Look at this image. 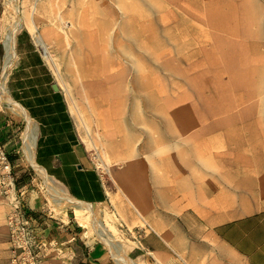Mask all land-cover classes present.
Wrapping results in <instances>:
<instances>
[{"label":"rangeland","instance_id":"1","mask_svg":"<svg viewBox=\"0 0 264 264\" xmlns=\"http://www.w3.org/2000/svg\"><path fill=\"white\" fill-rule=\"evenodd\" d=\"M22 1L17 2V17L14 2L0 0V96L4 99L9 98L4 39L18 18L23 22ZM63 2L64 11L85 5V0ZM84 10L90 15L81 20L76 39L70 43L69 36L65 40L69 46L53 50L57 66L44 58L34 36L32 41L56 74L91 162L110 196L120 183L117 175L112 174V180L111 170L131 167L134 186L138 162L140 171L148 175L152 164L159 165L160 181H167V151L169 145L178 143L170 137L174 132L170 130L181 128L185 113L192 108H206L207 117L219 122L232 121L237 110L254 111L256 114H247L253 118L250 121L254 117L264 121V0H98ZM68 21H61L62 28L70 27ZM71 54L79 61L77 69L70 65ZM18 117L0 97V138L4 137L0 145L12 139L26 158L22 148L25 124L16 123ZM48 186L58 189L27 160V190L43 202L44 213L58 219L66 214L80 234L81 241L73 244V248L78 246L75 263L88 264L83 257L96 243L107 257L94 264H120L112 254L115 251L101 242L90 219L79 223L74 207L57 204ZM94 208L115 244L122 245L135 264H164L144 241L147 232L152 234L146 222L130 223L111 209ZM27 223L31 231L28 218ZM9 245L12 262L15 252L10 239ZM48 246L45 242L34 244L36 264L41 249L46 252Z\"/></svg>","mask_w":264,"mask_h":264},{"label":"crops","instance_id":"2","mask_svg":"<svg viewBox=\"0 0 264 264\" xmlns=\"http://www.w3.org/2000/svg\"><path fill=\"white\" fill-rule=\"evenodd\" d=\"M96 2L85 0V5L64 11L63 0L22 1L23 22L15 34V56L9 58L4 48L5 68L8 97L31 123L34 162L43 168L57 191L111 209L130 223L139 219L146 222L152 234L147 232L144 241L164 264H264V121L255 117L250 121L253 118L247 114H256L254 111L237 110L236 118L228 122L207 117L209 112L202 107L185 113L182 127L169 129L174 131L170 137L178 143L169 145L167 151L166 182L160 181V166L155 163L149 175L140 171L137 163L134 186L131 167L111 170V178L117 175L134 197L141 216L120 196L114 181L116 192L109 195L56 74L32 41V36L41 34L52 50H58L65 30L71 43L81 29V20L90 15L84 7ZM48 3H59L61 8L47 10L44 5ZM33 7H37L34 13ZM62 20H71L74 25L62 28ZM78 66L77 60L74 67ZM125 93L121 96L124 103ZM10 110L20 116L14 121L24 123L26 130V119ZM12 129L7 130L9 137ZM11 141L1 145L12 165L15 188L21 193L31 239L34 244L49 245L46 252L41 249L39 264H76L74 249L78 246L73 248V244L81 241L80 234L66 214L61 213L58 219L43 212V202L27 190V158ZM11 210L7 197L0 195V264H13L7 228ZM106 257L103 248L94 243L83 259L94 264Z\"/></svg>","mask_w":264,"mask_h":264},{"label":"bare ground","instance_id":"3","mask_svg":"<svg viewBox=\"0 0 264 264\" xmlns=\"http://www.w3.org/2000/svg\"><path fill=\"white\" fill-rule=\"evenodd\" d=\"M14 2L13 4V11L15 16H19L20 14V8L17 5L18 0H12ZM38 2L41 0H37ZM95 1V0H89V2ZM44 5V4H43ZM47 10H53L58 8L60 5L59 3L55 4H49L44 5ZM37 10V7H33L32 13H34ZM22 23L21 17L17 19L16 23L12 27V29L9 31V33H6L5 39H4V46L7 51V55L9 58H12L15 56V50H14V45H15V34L18 29H20ZM68 24L70 27L74 25L73 21L69 20ZM35 42L36 44L41 48L42 54L44 58L51 63L53 66L58 65L57 58L55 54L53 53V50L50 47V44L45 41L43 36L41 34L35 35ZM69 37L68 33H64V41H60L59 45H61L60 49L65 48V46L69 45L70 43L67 41V44H65V40H67ZM69 61L70 64L74 65L77 67V59L76 57L71 54L69 55ZM72 62V63H71ZM121 74L123 75L124 72L121 71ZM123 77V76H122ZM124 84L125 81H124ZM1 101H3L10 109H12L15 113H18L22 115L26 121H27V127L26 130L24 131L23 135V151L26 155V158L28 162L33 166V168L39 173V175L46 181L48 182V176L43 170V168L39 167L33 159V144H32V134H31V123L28 118V116L25 114L23 109L20 108L15 102H13L11 99L7 98L4 99L3 96L1 95ZM48 192L51 194V196L55 199L57 204L59 205H72L74 207V215L75 219L79 222H85L88 219H90V223L93 226L94 230L97 232L98 237L100 238L101 242H104L109 248L114 250L112 254L114 255L115 260H117L120 264H135V262L125 253L123 250L122 245L120 244H115V241L111 238L109 234V230L102 224L96 217H97V210L94 208V205L81 202L78 200H75L71 198L70 196L63 194L51 187H47ZM118 190L120 193V196L126 200V203L131 206L137 213L140 212L137 208L136 201L134 197L123 187L121 183H118ZM122 202V201H121ZM65 207V206H64ZM71 207V206H70ZM121 205L118 206L120 209ZM61 209V208H60ZM88 213L89 216L85 217V214ZM141 216V215H140ZM103 217V216H102ZM88 223V222H87ZM116 262V261H115Z\"/></svg>","mask_w":264,"mask_h":264},{"label":"built area","instance_id":"4","mask_svg":"<svg viewBox=\"0 0 264 264\" xmlns=\"http://www.w3.org/2000/svg\"><path fill=\"white\" fill-rule=\"evenodd\" d=\"M0 195L7 197L12 208L7 216L9 239L15 252L12 262L18 264H36L37 256L33 249L34 243L31 239V231L25 219V213L21 202V193L15 188L12 165L7 153L1 145Z\"/></svg>","mask_w":264,"mask_h":264},{"label":"water","instance_id":"5","mask_svg":"<svg viewBox=\"0 0 264 264\" xmlns=\"http://www.w3.org/2000/svg\"><path fill=\"white\" fill-rule=\"evenodd\" d=\"M52 87H53V89H54V90H57V87H56V85H53Z\"/></svg>","mask_w":264,"mask_h":264}]
</instances>
